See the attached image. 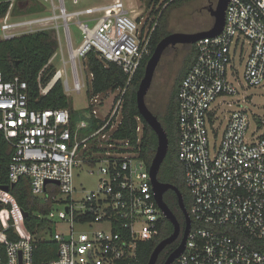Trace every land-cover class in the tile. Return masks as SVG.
<instances>
[{"label": "built area", "instance_id": "built-area-1", "mask_svg": "<svg viewBox=\"0 0 264 264\" xmlns=\"http://www.w3.org/2000/svg\"><path fill=\"white\" fill-rule=\"evenodd\" d=\"M45 1L50 2L52 15L15 20L23 15H14L16 0H10L1 18L4 39L55 31L58 49L48 65L60 56L62 66L46 83L45 67L40 71V95L48 94L58 81L66 94L82 93L87 84L81 72L90 51L106 65L117 64L128 81L97 93L87 89L89 111L78 114L73 106L31 107L28 82L19 75L7 79L0 69V130L15 147L9 189L0 185V264H34L37 241L25 224L27 211L11 192L24 176L35 196L52 203L45 217L53 221L50 236L57 256L45 264L136 260L139 243L158 236L166 217L155 198L150 166L141 155L142 124L136 140L120 137L118 129L127 87L151 52L158 19H144L125 0L71 12L64 0ZM83 15L88 18L77 21L83 39L75 47L70 21ZM194 44L196 59L178 91V154L191 194L192 227L185 250L172 264H264V251L251 246L264 239V114L254 123L258 116L246 104L249 96L237 104L225 99L238 95L240 88L264 84V0H230L222 31ZM238 60H243L242 67ZM91 76L93 80L92 71ZM114 93L110 111L101 118L95 106L105 107L106 98ZM222 115L225 119H218ZM85 168L100 174V180L95 189L77 190L75 171ZM58 219L69 223V232L57 229ZM215 226L243 231L246 239ZM10 228L16 240L10 238Z\"/></svg>", "mask_w": 264, "mask_h": 264}, {"label": "trees", "instance_id": "trees-1", "mask_svg": "<svg viewBox=\"0 0 264 264\" xmlns=\"http://www.w3.org/2000/svg\"><path fill=\"white\" fill-rule=\"evenodd\" d=\"M29 0H20L23 6L15 4L14 15L28 13H40L46 10V5L40 0H32L29 6L24 7ZM192 0H145L147 7H152L151 13L155 14L157 24L151 39V52L146 55L138 69L137 73L129 83L123 102V120L118 129V135L123 138L136 140L138 137L137 127L143 126V135L141 141V155L150 166L156 154L158 138L151 125L141 115L137 105V90L144 76L146 64L151 57L159 41L170 33L168 30V20L172 10L182 6ZM10 0H0V19L5 16L9 9ZM185 53L183 60L174 77V83L171 86L167 99L165 114L160 117L169 137V151L161 166L159 180L176 185L184 196L187 208H190L191 194L185 182L184 166L179 159V86L183 78L187 75L190 67L197 56L195 44ZM58 49V40L53 29H44L35 32L25 33L11 39L0 38V69L4 76L9 79L19 75L28 82L30 91V105L36 109L45 108H65L72 107L71 102L65 93L61 81H58L51 91L46 95H40L38 90V75L45 67L42 75V81H49L55 72V67L48 65L50 59ZM90 70L94 74L92 88L97 92L105 91L111 87L125 86L128 76L115 63L105 64L95 51H90L87 55ZM46 65H48L46 67ZM75 115V114H74ZM139 117V119H138ZM15 153V147L5 138L0 130V185L9 183L8 169L9 164ZM18 204L29 213L25 218V224L28 230L33 234L37 241V247L34 252V264H45L50 259L57 256V244L50 236L53 221L48 219L46 214L51 209V201L45 198L35 196L31 191V182L27 176L22 177L11 189ZM164 200L170 209L176 214L178 219L184 223L185 217L178 203V197L172 191L164 193ZM2 206L0 205V209ZM1 227V223H0ZM217 229H227L230 233L246 239L243 231L228 226H215ZM173 231L172 223L164 218L160 224V233L148 241H141L138 245L137 259L126 261L123 264H147L152 251L156 245L164 238L168 237ZM12 240L17 236L13 229L8 230ZM171 247L168 255L177 247L180 242ZM253 248L264 251V239H257L251 243ZM165 261V259H164ZM163 261V262H164ZM156 264H163L162 262Z\"/></svg>", "mask_w": 264, "mask_h": 264}, {"label": "rangeland", "instance_id": "rangeland-1", "mask_svg": "<svg viewBox=\"0 0 264 264\" xmlns=\"http://www.w3.org/2000/svg\"><path fill=\"white\" fill-rule=\"evenodd\" d=\"M40 1L46 5V10L44 12L35 14H22L23 16L18 17L15 20L28 19L36 16L52 15L53 11L51 10L52 7L50 2L45 0ZM108 1L110 0H79V3H74L73 0H64V4L66 9L71 12L83 8L85 6L102 4ZM214 1L215 6L218 0ZM16 3L23 6V2H20V0H16ZM31 3H33L32 0L27 1L24 7L29 6ZM125 3L127 7L135 8L136 11L141 12L144 19L147 18L148 21L155 17L154 13L150 14V11H152V7L148 8L145 0H125ZM208 4L209 0H192L172 10L168 20V30L170 32L196 33L209 29L214 23V17L207 9ZM86 18L88 17L83 15L80 17H75L70 21L71 36L75 47L79 46L83 39V35L81 33L77 21L85 20ZM89 24L92 26L94 24V21H90ZM2 34L3 32L1 29L0 19V38ZM190 45L192 44L183 43L174 46H168L164 50L161 61L157 66L152 85L146 96V104L150 110H152L156 115L160 117L165 114L167 99L174 81V77L176 76V72L178 71L182 58L187 52V50L190 48ZM246 52L247 49L245 50L244 55H246ZM82 62L86 63L84 61ZM242 62L243 60L236 61L237 66L242 67ZM51 65H53L55 69L60 68L62 66L60 56L53 58ZM81 79L85 84H87L86 88L83 89L82 93H76L74 91L67 92V96L71 102V105L78 111V114L82 110L89 111V96L87 94V89H92V76L88 64L84 67V69H82ZM246 96H249L246 104L249 106L250 111L255 112L256 116H258L256 117V119H254V123L258 122L259 116H262L264 114V84L258 87L246 86L245 89L240 88V93L238 95L228 96L225 99L227 102L237 104L239 101H242ZM114 98L115 93L112 94L110 97L106 98L105 107H103L102 105L95 106L98 112V116H100L101 118L107 116L108 112L111 109V105ZM225 108H228V105H226ZM218 119H225V117L222 115ZM224 125L225 121L220 127L217 141H219L221 138V133L224 129ZM99 180L100 174H98L97 172H90L88 168H85L83 170L78 169L75 171L74 184L77 190L95 189L98 185ZM59 196L62 197L63 195ZM63 208L64 206L58 205V209ZM56 227L59 231L65 233L69 232L70 229L69 223L60 219L57 220ZM76 227L80 230L86 229L85 226L77 225Z\"/></svg>", "mask_w": 264, "mask_h": 264}, {"label": "water", "instance_id": "water-1", "mask_svg": "<svg viewBox=\"0 0 264 264\" xmlns=\"http://www.w3.org/2000/svg\"><path fill=\"white\" fill-rule=\"evenodd\" d=\"M230 0H218L215 6H211L209 11L211 15L214 17L213 25L204 31L196 32V33H183V32H170L164 38H162L157 46L155 47L151 57L149 58L146 67L144 76L139 84L137 90V105L141 115L144 119L151 125L154 129L157 138H158V146L156 150V154L150 164V176L152 179L153 189L155 192V198L159 207L162 209L165 217L172 223L173 231L172 233L162 239L154 248L149 258L147 264H156L161 252L171 243L176 241L178 238H181L180 243L177 247L168 255L163 264H172L174 260L185 250L187 236L192 227V218L189 213V210L185 204L184 196L180 189L169 182H162L159 180V172L161 166L168 154L169 151V137L165 127L162 124V121L146 104V96L148 91L152 85L153 78L155 75V71L157 69L158 64L161 61L164 50L172 45L177 44H194L199 39L214 36L219 34L225 24L226 18V9ZM6 190L9 189V186H4ZM174 190L178 196V201L180 208L185 217V226L182 229L181 223L176 216V214L170 209L168 204L164 200V193L168 190ZM29 213L25 212V216H28Z\"/></svg>", "mask_w": 264, "mask_h": 264}, {"label": "flooded vegetation", "instance_id": "flooded-vegetation-1", "mask_svg": "<svg viewBox=\"0 0 264 264\" xmlns=\"http://www.w3.org/2000/svg\"><path fill=\"white\" fill-rule=\"evenodd\" d=\"M214 0H209V4H208V6H207V9H208V11H209V8L211 7V6H214ZM185 55V54H184ZM184 57V56H183ZM182 60H183V58H182ZM173 83H174V81H173ZM168 191H172V192H174V194H176V192L174 191V190H172V189H170V190H168ZM177 195V194H176ZM178 197V196H177ZM178 203H179V201H178ZM180 206V205H179ZM184 215V214H183ZM180 221V220H179ZM180 223H181V226H182V229L184 228V226H185V221H184V223L182 222V220L180 221ZM181 240V239H180ZM179 241V238L176 240V241H174L173 243H171V244H169L162 252H161V254H160V256H159V258H158V261H157V263H164L163 261H164V259L166 260V256H167V253L168 252H170V250H171V247L172 246H174L175 244H177V242ZM180 243V242H179Z\"/></svg>", "mask_w": 264, "mask_h": 264}]
</instances>
